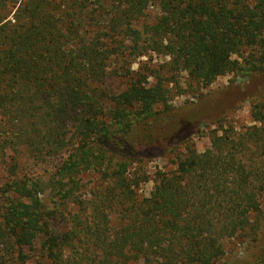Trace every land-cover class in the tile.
I'll list each match as a JSON object with an SVG mask.
<instances>
[{
    "label": "trees",
    "instance_id": "1",
    "mask_svg": "<svg viewBox=\"0 0 264 264\" xmlns=\"http://www.w3.org/2000/svg\"><path fill=\"white\" fill-rule=\"evenodd\" d=\"M126 52L204 86L245 82L178 108L159 74L111 96L110 61ZM263 99L264 0H0V264H219L236 238L249 259L232 264H264ZM244 102L256 125L190 148ZM181 146L139 194L148 178L132 166ZM61 157L48 177L28 172ZM90 175L100 183L77 197Z\"/></svg>",
    "mask_w": 264,
    "mask_h": 264
},
{
    "label": "rangeland",
    "instance_id": "2",
    "mask_svg": "<svg viewBox=\"0 0 264 264\" xmlns=\"http://www.w3.org/2000/svg\"><path fill=\"white\" fill-rule=\"evenodd\" d=\"M155 8H151L148 14V20H154L156 17ZM128 52L121 57H114L110 61V70L112 74L106 79V87L104 88L108 94L115 95L118 92L124 90L132 79L144 77L148 84L153 83V75L159 74L163 80H165V86L169 89V98L167 101L168 108H178L188 102H196L197 97L200 95H206L211 92H216L223 89L233 83L234 85H241L244 81L242 75L239 73L227 74L222 77H218L212 84L208 86L202 85L190 80L184 72H172L168 66L169 59L162 55L154 53H148L142 57H130ZM264 100V99H263ZM262 100V101H263ZM253 103H242L231 115L226 119L224 123L220 125H211L205 122L197 134H195L189 141L190 148L195 149L198 153L210 147L211 136L214 133L221 134L223 130H227L228 127H232L235 132H241L244 128L256 125L251 117ZM218 130V131H217ZM184 146H181L174 153L168 154L163 157L153 159L151 161H144L141 164H134L132 166V172L138 175H146L148 181L141 183L138 187V193L148 197L153 191L154 180L158 173H166L175 169L176 163L179 158L184 155ZM64 158H57L52 160L48 164L34 165L32 162L28 172L31 175H42L48 177L49 174L56 168ZM29 161V160H27ZM97 175L86 176L83 179L82 187L75 193L77 197L86 198L90 190H93L95 185H98L100 181ZM49 200V199H48ZM68 208V207H67ZM261 209L264 213V193L261 197ZM61 212L63 210L61 209ZM66 212V211H65ZM64 213V212H63ZM67 213V212H66ZM63 214L64 216L66 215ZM64 224L63 217L56 216L54 227L58 228ZM225 256L219 262V264L236 263L249 259V249L246 241L242 238L231 239L226 242Z\"/></svg>",
    "mask_w": 264,
    "mask_h": 264
}]
</instances>
